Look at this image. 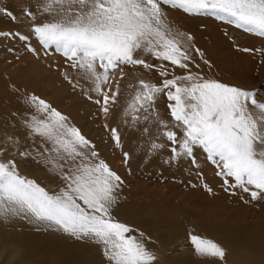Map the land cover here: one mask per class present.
Listing matches in <instances>:
<instances>
[{
  "label": "snow or ice",
  "instance_id": "obj_1",
  "mask_svg": "<svg viewBox=\"0 0 264 264\" xmlns=\"http://www.w3.org/2000/svg\"><path fill=\"white\" fill-rule=\"evenodd\" d=\"M5 17L14 27L0 29V54L17 62L18 53L30 54L67 83L69 95L94 106L80 124L79 113L63 110L60 101L9 84L20 107L0 129L5 253L26 252L10 233L34 231L98 249L99 264H158V242L120 218L128 185L103 148L120 151L129 176L133 160L145 176L153 175L148 165L156 161L155 179L200 193L196 214L207 228L219 227L232 204L264 203V99L254 88L218 78L183 26L214 17L264 40V0H19L17 8L0 0ZM223 36L238 52L264 55V47L242 46L229 31ZM88 123L106 137L90 138L83 131ZM208 163L220 180L215 186L204 174ZM21 164L43 169L55 187L23 174ZM165 166L187 178L164 175ZM183 228L192 256L226 264L222 241L189 222Z\"/></svg>",
  "mask_w": 264,
  "mask_h": 264
},
{
  "label": "rangeland",
  "instance_id": "obj_2",
  "mask_svg": "<svg viewBox=\"0 0 264 264\" xmlns=\"http://www.w3.org/2000/svg\"><path fill=\"white\" fill-rule=\"evenodd\" d=\"M8 3L11 7L17 8L19 0H8ZM200 23L206 24L207 27L198 28L197 25ZM183 26L194 34L196 45L203 49L206 57L213 62L218 78L230 84L254 88L258 96L264 99V64H258V61L264 59V55L258 52L236 51L225 39L223 33L231 32L242 46L261 48L264 47V40L253 34H245L235 27L227 26L214 17L185 20ZM12 27L14 25L6 17L0 19V29L7 30ZM17 47L20 46L17 45ZM18 55H20L19 62L6 52L0 54V129L7 125V117L10 113L20 107L9 88L10 83L27 86L49 99L60 101L59 106L63 110L74 115L79 113L77 122L85 123L84 113L93 109L94 106L82 96L69 95L67 83L62 82L58 74L45 68L41 61L34 59L30 54L18 53ZM56 58L59 59V57ZM9 60L11 63L7 62ZM177 74H180L178 69ZM116 75L118 79L119 74ZM149 77L154 78L156 74H149ZM129 82L126 78L121 82L122 87ZM9 130L14 131L11 128ZM83 131L93 139L107 135L102 128L98 129L91 123H88ZM102 151L110 166L127 181L128 186L123 190L127 200L121 206L120 218L135 224L141 230L148 231L158 242V254L164 255L159 261L160 264H217L210 258L192 256L191 246L187 243L184 234L185 222L196 226L197 231H201L209 238L222 241L228 249L226 261L228 264H259L261 261L264 264V203L232 204L230 209L226 210L219 227L207 228L200 216L196 214L198 205L195 197L200 193L191 189L186 190L171 179L167 181L155 179V174L159 171L156 161L148 165V171L153 175L145 176L143 166L138 167L140 162L133 160L131 166L134 174L129 176L121 164L119 150L103 148ZM20 168L21 172L30 178H38V182L43 180L42 186L55 187L54 184H49L43 169H37L33 164H21ZM214 172V166L210 163L205 165V177L215 186L220 183V180ZM164 175L187 178L177 169L169 170L167 166L164 167ZM39 234L33 231V234L27 237L22 235L30 256H39L50 261L55 259L61 264H91L93 262L99 264L98 249L72 242L61 235L46 234L45 237H41Z\"/></svg>",
  "mask_w": 264,
  "mask_h": 264
},
{
  "label": "bare ground",
  "instance_id": "obj_3",
  "mask_svg": "<svg viewBox=\"0 0 264 264\" xmlns=\"http://www.w3.org/2000/svg\"><path fill=\"white\" fill-rule=\"evenodd\" d=\"M25 227L27 228L28 226L25 225ZM2 233H3V226H0V234H2ZM10 234L13 236L14 239H18V240L22 241L23 245L25 247V242L22 240V235L27 237V235H32L33 231L32 232L31 231H25L24 233L12 232ZM44 235H46V234H44V233L39 234V236H41V237H43ZM47 235H49V234H47ZM55 240H57V238ZM53 242L55 243V241H53ZM158 255L160 257L159 258V261H160L164 257V255L163 254L162 255L158 254ZM175 260H176V258H175ZM257 260L261 261L259 259H257ZM159 261H158V264H160ZM180 261H182V260H180ZM0 264H61V263H59V261H57L55 259H52V261H50L49 259H42L39 256H30L29 252L27 250L21 256H15L12 254L5 253L4 250L2 248H0ZM85 264H87V263H85ZM91 264H96V263L93 262ZM226 264H228V262H226ZM259 264H262V261Z\"/></svg>",
  "mask_w": 264,
  "mask_h": 264
}]
</instances>
